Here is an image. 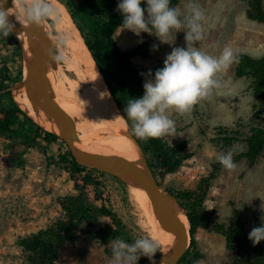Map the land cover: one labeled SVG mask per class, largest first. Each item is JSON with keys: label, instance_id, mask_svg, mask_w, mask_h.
I'll use <instances>...</instances> for the list:
<instances>
[{"label": "rangeland", "instance_id": "rangeland-1", "mask_svg": "<svg viewBox=\"0 0 264 264\" xmlns=\"http://www.w3.org/2000/svg\"><path fill=\"white\" fill-rule=\"evenodd\" d=\"M196 3L205 13L199 41L188 42L186 29L173 30L164 38L168 43L161 42L154 33L137 35L123 27L116 32L115 38L123 50L134 48L144 40L155 43L157 48L149 57L137 55L131 61L144 72L163 67L173 48H187L189 43L213 56H219L225 47L232 49L233 63L217 74L220 88L194 105L189 113L168 112L175 121V131L164 138L171 145L187 141L186 151L190 156L176 172L165 178L160 177L158 169L155 172L166 190L196 192L193 201L185 202V211L191 210L193 205L202 207L227 227L234 225V212L238 211L252 230L264 218V152L254 163L242 158L234 170L218 171L220 154L231 151L235 156L246 150L244 142L230 147L222 145L218 140V127H238L250 121L254 105L253 81L249 76H237V56L240 53L253 58L264 56V23L248 18L249 0H196ZM187 5L188 0H178L176 4L181 18L190 14ZM78 19L92 34L95 25L89 12H78ZM0 55V59L10 64L13 78L10 87L15 101L14 91L22 81L18 77L23 59L3 35H0ZM71 77L76 79L73 73ZM8 91L0 92L4 95L0 106L13 103ZM32 128L16 125V133H0V264H29V252L22 246V239L69 220L68 209L78 210L84 206L90 210L92 221L98 227L105 224V218L98 212L101 202L97 189L76 180L69 161L61 158L69 148L60 142L27 140L25 135ZM128 129L131 131V126L128 125ZM144 155L149 158L145 152ZM104 173L100 179L112 209L122 221L119 239L131 243L138 237H151L132 187ZM85 226L79 221L74 223L73 236L61 247L58 264H109L110 243L115 239L103 242L98 236L87 233ZM196 236L202 258L194 264H232L233 254L224 235L199 227ZM157 251L161 253L160 247Z\"/></svg>", "mask_w": 264, "mask_h": 264}, {"label": "trees", "instance_id": "trees-1", "mask_svg": "<svg viewBox=\"0 0 264 264\" xmlns=\"http://www.w3.org/2000/svg\"><path fill=\"white\" fill-rule=\"evenodd\" d=\"M60 1L70 12L121 113L131 126L132 122L125 113L127 103L132 98H140L143 95L144 80L148 78V73L151 72L154 75L156 70L162 68L159 66L153 67L144 72L138 70L131 61L137 55L149 57L157 46L155 43L144 40L129 50L121 48L115 38L116 32L122 27L123 23V15L117 10V0ZM177 3L178 0H171L170 7H176ZM249 3L248 18L264 23V0H249ZM141 6L146 8V4L142 3ZM80 11L89 12L95 25L92 34L86 31L84 24L78 19V12ZM6 38L8 44L15 46L19 56H22L19 42L10 33ZM153 45L156 47L153 48ZM10 71L9 61L0 59V92L11 88L13 78ZM236 74L240 77L249 76L252 78L254 97L252 115L248 124H240L238 127L232 128L218 127V140L225 147H230L237 142H244L246 150L233 156L234 162L237 163L242 158H247L251 163H254L264 152V56L253 58L246 53L238 54ZM22 78L23 68L19 72L18 80ZM7 94L13 99L11 90ZM3 96V94L0 95V101ZM16 125L33 127L25 135L27 140L42 139L46 143L60 142L68 147L57 134L36 123L13 99L10 106H0V133H16ZM133 136L149 156L148 161L153 171L155 172L158 169L161 178L176 172L183 165L185 159L190 156L186 151L187 141L171 145L164 136L148 139ZM61 158L69 161L72 174L76 177V180H81L84 186H92L97 189V198L101 202L98 212L105 218V224L98 227L92 221V213L84 206H80L78 210L68 209L69 220L60 221L50 229L42 230L31 237L22 239V246L29 252V264H58L60 249L66 241L72 238L73 226L76 221L85 223V231L98 236L103 242L122 237L120 231L122 221L112 209L109 196L106 194V189L100 179L105 173L78 164L70 150ZM216 169L221 171L224 168L218 163ZM167 191L176 195L184 208L185 202L193 201L196 196V192L191 190L168 189ZM187 213L191 223V244L178 264H194L196 260L202 258V254L198 251L196 236L199 227L224 235L227 247L233 254L232 264H264V241L254 245L249 240L248 235L251 229L241 215L238 214V211L234 212V225L232 227H227L224 223L217 221L212 213L202 207L197 208L193 205V208L187 210ZM158 254L157 251L154 256ZM146 258L141 256L138 264Z\"/></svg>", "mask_w": 264, "mask_h": 264}, {"label": "clouds", "instance_id": "clouds-1", "mask_svg": "<svg viewBox=\"0 0 264 264\" xmlns=\"http://www.w3.org/2000/svg\"><path fill=\"white\" fill-rule=\"evenodd\" d=\"M146 4V8L141 5ZM171 0H118L117 10L123 15V29L139 35L141 32L154 33L163 43L173 30L186 29L188 42L202 38V21L205 13L196 3L188 0L189 15H183L179 8L170 7ZM26 18L33 24L52 14V7L44 0H33L31 5H22ZM8 12L0 9V35L7 37L13 25L7 20ZM63 43V38L61 39ZM156 46L153 45V48ZM63 60L62 53L54 56ZM231 48L225 47L219 56H213L193 47L173 48L164 60L163 67L154 75L149 72L140 98H132L125 108L127 118L132 122L131 132L140 139L161 138L175 131V121L168 115L169 110L179 114L189 113L193 106L207 98L214 89L221 87L217 74L226 70L234 61ZM226 170L237 165L233 153L228 151L217 157ZM252 243L264 241V218L248 235ZM112 256L109 264H138L141 256L155 264L153 257L159 248L155 238L143 236L131 243L115 239L110 243Z\"/></svg>", "mask_w": 264, "mask_h": 264}, {"label": "bare ground", "instance_id": "bare-ground-1", "mask_svg": "<svg viewBox=\"0 0 264 264\" xmlns=\"http://www.w3.org/2000/svg\"><path fill=\"white\" fill-rule=\"evenodd\" d=\"M3 1L11 7L12 15L21 26L27 29L43 28L50 35L56 55L63 54L64 59L57 60V69L49 68L46 71V80L64 114L80 134L81 154L120 155L135 162L141 160L140 147L128 135V122L67 7L60 0H44L53 12L33 24L22 9V5H31L33 0ZM20 46L23 73L26 74L29 67L43 55L44 48L41 42L31 39H23ZM72 73L76 79L71 77ZM14 98L34 121L46 129H55L47 108L40 114L35 112L25 87L16 89ZM136 170L144 171L145 167L139 166ZM130 186L145 218L146 230L158 241L160 251L168 252L172 248V237L157 216L149 191ZM178 220L184 223L185 218L179 215Z\"/></svg>", "mask_w": 264, "mask_h": 264}, {"label": "water", "instance_id": "water-1", "mask_svg": "<svg viewBox=\"0 0 264 264\" xmlns=\"http://www.w3.org/2000/svg\"><path fill=\"white\" fill-rule=\"evenodd\" d=\"M0 9L8 12L7 20L13 25L11 34L19 44L23 39H31L43 44V55L29 67L26 74L23 73L22 81L16 88L25 87L36 113L40 114L44 108L48 109L50 120L55 129L50 130L42 127L57 134L66 143L78 164L113 175L128 186L133 185L149 191L155 212L172 237V248L166 253L161 252L154 256L153 260L155 264H178L191 244L190 218L178 197L161 185L145 157L142 147L129 129V137L138 144L142 151L143 158L141 160L135 162L120 155L84 156L81 154L80 134L64 114L46 80V71L49 68L57 69L58 67L57 60L54 59L56 51L53 48L50 35L40 27L27 29L21 26L12 15L11 7L3 0H0ZM7 90L12 91V88ZM28 115L31 117L29 113ZM139 166H144L145 170L137 171ZM179 215L185 218L184 223L179 222ZM139 264H152V261L146 258Z\"/></svg>", "mask_w": 264, "mask_h": 264}]
</instances>
